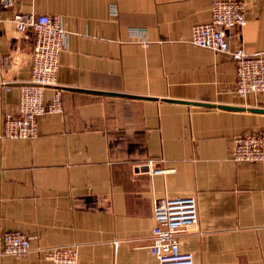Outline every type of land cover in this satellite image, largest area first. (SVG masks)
<instances>
[{"label": "crops", "instance_id": "1", "mask_svg": "<svg viewBox=\"0 0 264 264\" xmlns=\"http://www.w3.org/2000/svg\"><path fill=\"white\" fill-rule=\"evenodd\" d=\"M9 1L0 10V81L12 87L0 102L2 228L34 249L79 245V264H159L148 250L154 200L194 196L199 219L179 242L195 264H264V160L231 158L234 137L264 136L255 111L264 93L239 95L232 58L191 43L213 0ZM235 1L247 23L226 31L231 47L264 56V0ZM15 13L49 15L70 33L58 74L64 113L42 116L34 139L2 137L35 41ZM0 264L51 263L32 253Z\"/></svg>", "mask_w": 264, "mask_h": 264}, {"label": "built area", "instance_id": "2", "mask_svg": "<svg viewBox=\"0 0 264 264\" xmlns=\"http://www.w3.org/2000/svg\"><path fill=\"white\" fill-rule=\"evenodd\" d=\"M7 5L11 6L12 1ZM13 20L21 33L33 32L35 41L30 78L20 86L16 111L5 112L3 116L2 137L34 139L39 135V119L42 116L64 113L58 74L70 33L59 19L45 14L15 13ZM246 23V7L243 2L213 0L212 21L193 27L191 43L229 55L236 64L237 93L242 96L260 95L264 93L263 53L251 55L244 47H231L226 34L228 29L243 27ZM11 88L9 84L0 81V102ZM49 88H53L55 93L51 102L46 104L44 93ZM231 158L235 162L263 161L264 136L250 132L234 137ZM153 207L155 226L150 235V254L157 258L159 264H195L194 255L181 249L179 236L198 222L196 197L155 199ZM32 253L39 254L51 264H79V245L34 249L27 235L4 230L0 221V257L24 259Z\"/></svg>", "mask_w": 264, "mask_h": 264}, {"label": "water", "instance_id": "3", "mask_svg": "<svg viewBox=\"0 0 264 264\" xmlns=\"http://www.w3.org/2000/svg\"><path fill=\"white\" fill-rule=\"evenodd\" d=\"M0 10H1V0H0ZM29 32H31V31H29ZM255 111L264 112V110H255Z\"/></svg>", "mask_w": 264, "mask_h": 264}]
</instances>
